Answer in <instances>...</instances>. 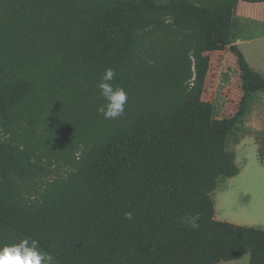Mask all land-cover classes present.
I'll list each match as a JSON object with an SVG mask.
<instances>
[{"label": "trees", "instance_id": "1", "mask_svg": "<svg viewBox=\"0 0 264 264\" xmlns=\"http://www.w3.org/2000/svg\"><path fill=\"white\" fill-rule=\"evenodd\" d=\"M241 1L264 2L0 0V247L30 238L49 264H264V230L217 220L213 199L240 173L233 136L253 133L264 163V130L244 124L264 74L232 41ZM208 28L242 96L199 120ZM106 68L128 94L114 120L97 112Z\"/></svg>", "mask_w": 264, "mask_h": 264}, {"label": "rangeland", "instance_id": "2", "mask_svg": "<svg viewBox=\"0 0 264 264\" xmlns=\"http://www.w3.org/2000/svg\"><path fill=\"white\" fill-rule=\"evenodd\" d=\"M263 7L264 4L248 6L244 1L240 3L235 15L233 35L236 38L237 21H240L242 43L232 40L242 49L252 67L262 74L264 20L250 18L249 13ZM203 48L204 54L210 57V69L198 113L199 120L230 117L237 111L242 96L237 57L231 52L225 38L209 28L204 30ZM251 102V111L244 124L253 130H264V92L254 95ZM229 148L236 152V162L241 172L235 177L222 180L216 189L213 199L217 220L264 230V163L259 159V146L254 134L238 133L231 138ZM60 173L66 174L64 170ZM219 264H250V254Z\"/></svg>", "mask_w": 264, "mask_h": 264}, {"label": "clouds", "instance_id": "3", "mask_svg": "<svg viewBox=\"0 0 264 264\" xmlns=\"http://www.w3.org/2000/svg\"><path fill=\"white\" fill-rule=\"evenodd\" d=\"M116 77L113 68H106L98 83L99 95L105 101L97 107L98 114L104 119H117L125 114L128 94L123 87L114 86L111 82ZM126 219L133 218L132 212H125ZM199 214H186L183 223L190 229L199 228ZM50 257L43 253L38 242L30 238L22 239L19 243L0 247V264H49Z\"/></svg>", "mask_w": 264, "mask_h": 264}, {"label": "crops", "instance_id": "4", "mask_svg": "<svg viewBox=\"0 0 264 264\" xmlns=\"http://www.w3.org/2000/svg\"><path fill=\"white\" fill-rule=\"evenodd\" d=\"M241 2H243V1H241ZM240 2V3H241ZM245 2V1H244ZM240 3H239V5H240ZM246 4L248 5V6H257V5H261V4H264V3H257V4H254V3H249V2H246ZM239 7V6H238ZM239 14V13H238ZM239 19H240V17H239ZM237 23H238V26H237V31H236V40H237V42H240V43H242V40H241V37H240V32H239V30H241L240 29V21H237ZM237 156V155H236ZM240 172H241V170H240ZM215 209H216V206H215ZM215 217H216V213H215ZM217 218V217H216Z\"/></svg>", "mask_w": 264, "mask_h": 264}]
</instances>
